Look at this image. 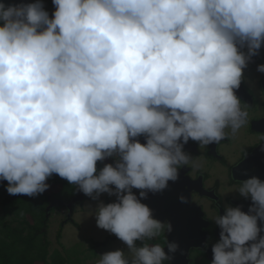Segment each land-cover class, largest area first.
I'll return each instance as SVG.
<instances>
[{"label": "clouds", "instance_id": "obj_1", "mask_svg": "<svg viewBox=\"0 0 264 264\" xmlns=\"http://www.w3.org/2000/svg\"><path fill=\"white\" fill-rule=\"evenodd\" d=\"M53 4L50 17L39 0L0 3V179L10 195L43 193L53 174L93 198L116 195L97 205L96 223L128 251H106L96 264H164V247L149 241L171 225L132 189L163 190L180 166H200L183 151L189 139L219 144L245 125L234 89L264 44V0ZM107 157L115 164L98 171ZM238 191L253 204L214 218L211 264H264V181L250 177Z\"/></svg>", "mask_w": 264, "mask_h": 264}, {"label": "flooded vegetation", "instance_id": "obj_2", "mask_svg": "<svg viewBox=\"0 0 264 264\" xmlns=\"http://www.w3.org/2000/svg\"><path fill=\"white\" fill-rule=\"evenodd\" d=\"M37 0H0L5 5L28 4L35 3ZM44 9L51 17L55 6L53 0H39ZM241 51L247 53V48ZM264 64V44L258 50L257 54L252 56L247 66L243 69V77L240 86L234 89L235 94L241 101L242 108H245L248 116L247 122L235 134L231 135L230 130H226L228 138L222 140L219 144L213 142L207 146H201L200 142L189 139L183 145V151L191 158L199 161V167H191L182 165L178 168L180 176L185 180L183 188L187 189L190 196V202L199 206L202 212V219L207 223L202 225L201 234L199 226H193L187 235H193L192 242L184 254V245L188 243V238H182L180 235H173L171 231L167 233V227L157 237L149 241V243H159L166 247L168 260L166 264H211L213 259L212 246L219 241L221 228L216 224L214 218L219 214L223 215L225 206L240 207L242 211L249 212L250 206L253 204L250 197L240 195L238 188L240 182L250 178L258 177L264 181V72L258 71V65ZM138 139L141 143H146V138L141 135ZM183 143V141H181ZM115 164V157H107L101 164ZM6 180L0 179V182ZM77 187V185H76ZM137 198L140 197V189H132ZM75 193L67 201L52 197L49 194L45 206L46 220L51 216L62 215L59 226H63L67 221H72V213L81 207L87 195H84L82 202H75L71 206V210L66 203L72 199ZM6 193L4 194V196ZM3 196V197H4ZM117 197L110 199L105 197V204L115 202ZM54 200L61 201L62 204L56 205ZM52 205L47 209L49 204ZM71 211L70 218L67 217ZM48 222V221H47ZM74 222V220H73ZM165 225L170 223L165 220ZM171 225V224H170ZM196 225V224H195ZM259 232L257 240L260 236H264V226ZM204 235V239L200 241V236ZM117 241H121L117 238ZM137 245H141L142 241H137ZM170 243H178L182 247L175 251H169ZM254 243L248 241L247 244ZM193 244V245H192ZM120 249L128 251L127 245L121 244ZM49 253L51 252L48 250ZM184 255V262L183 256Z\"/></svg>", "mask_w": 264, "mask_h": 264}, {"label": "trees", "instance_id": "obj_3", "mask_svg": "<svg viewBox=\"0 0 264 264\" xmlns=\"http://www.w3.org/2000/svg\"><path fill=\"white\" fill-rule=\"evenodd\" d=\"M7 183L0 182V264H66L65 251H48L46 196L67 201L75 193L76 185L53 174L47 179L49 187L43 193L27 196L10 195ZM60 235L61 227L57 238ZM107 241H94L93 244L105 245Z\"/></svg>", "mask_w": 264, "mask_h": 264}, {"label": "rangeland", "instance_id": "obj_4", "mask_svg": "<svg viewBox=\"0 0 264 264\" xmlns=\"http://www.w3.org/2000/svg\"><path fill=\"white\" fill-rule=\"evenodd\" d=\"M104 164L97 162L99 171ZM114 188V186H111ZM60 187H58L59 189ZM95 196V194H94ZM105 197L113 199L116 195L101 193L98 197L88 196L81 207H78L71 215L72 221H67L63 226H59L62 215L51 216L47 222V238L49 240V250L58 249L68 259L66 264H96L99 255L106 251L120 249L123 241L113 239L115 234L110 233L97 226L95 209L101 202L105 203ZM74 220V222H73ZM61 227V235L56 234ZM108 240L105 245L96 246L94 241Z\"/></svg>", "mask_w": 264, "mask_h": 264}, {"label": "water", "instance_id": "obj_5", "mask_svg": "<svg viewBox=\"0 0 264 264\" xmlns=\"http://www.w3.org/2000/svg\"><path fill=\"white\" fill-rule=\"evenodd\" d=\"M185 180L180 176V171H178V178L175 181L169 180L167 187L163 190L152 192L150 190L146 191L145 197H139L141 203L146 204L151 209V214L154 219L164 222L167 220L171 224V233L173 235H180L182 238H188V243L184 245V248L180 244H176L177 248L182 247L184 249V254L192 242L193 235H187L192 230L193 226H199L200 234L202 225H206V221L202 219V212L199 206H196L194 203L190 202V196L187 189L183 188ZM84 193L76 187V194L72 197L70 201L66 203V206L71 210V206L75 202H82L84 199ZM183 198V199H181ZM56 205H61L62 202L54 200ZM52 205L49 204L47 209ZM255 214V213H250ZM71 211L68 212L67 217L70 218ZM196 224V225H195ZM258 227L260 232L263 230L264 220H257ZM169 233V230H167ZM115 235L113 239H117ZM204 239V235L200 236V241ZM193 245V244H192ZM166 252V247H164ZM183 262H184V255ZM174 264L177 261H173ZM183 264H186L183 263Z\"/></svg>", "mask_w": 264, "mask_h": 264}]
</instances>
